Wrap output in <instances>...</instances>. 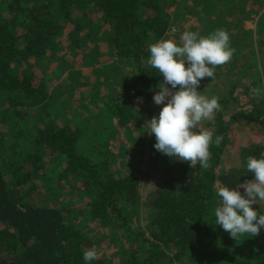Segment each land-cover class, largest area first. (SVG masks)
I'll use <instances>...</instances> for the list:
<instances>
[{
    "label": "trees",
    "instance_id": "16d2710c",
    "mask_svg": "<svg viewBox=\"0 0 264 264\" xmlns=\"http://www.w3.org/2000/svg\"><path fill=\"white\" fill-rule=\"evenodd\" d=\"M179 1L0 0V264H264L260 234L234 239L215 224L218 188L254 179L247 158L264 152L261 144L241 147L234 167H223L230 145L223 116L237 82L202 127L213 140L223 136L219 147L209 146L210 168H190L153 147L147 121L158 116L153 95L163 76L147 65L149 45L169 37L170 9ZM62 38L82 50V64L50 95L40 76ZM102 57L111 62L97 68ZM263 107L257 100L233 123L264 132ZM64 110L72 118L61 125ZM115 122L124 134H139L140 150L162 177L145 201L138 170L119 167L123 153L111 146ZM99 228L122 243L117 262L105 253ZM92 248L98 256L85 262Z\"/></svg>",
    "mask_w": 264,
    "mask_h": 264
},
{
    "label": "rangeland",
    "instance_id": "374dc122",
    "mask_svg": "<svg viewBox=\"0 0 264 264\" xmlns=\"http://www.w3.org/2000/svg\"><path fill=\"white\" fill-rule=\"evenodd\" d=\"M204 12H209L206 21L204 20L206 16H203ZM170 14L172 28L166 40H172L178 46H182L180 37L186 31L206 37L218 29H224L229 33V36H233L230 38L229 46L235 52L231 60L225 65L217 66L214 69L215 78H205L197 89L201 95L209 99L214 96L218 97L219 100L224 97L229 99L231 98L228 96L231 91V82H237L235 99L231 101L229 111L225 112L223 116V122L229 127L230 137L228 158L223 167L225 166V170L230 171L237 162L239 148L264 145L263 131L248 129L247 127L240 130L236 122L233 123L237 112L247 110L250 105L257 102V98L252 92L253 88L261 89L262 94H264V0H180L178 3L175 2L170 9ZM199 18H202V22ZM222 23H225L228 27L226 29L225 27L221 28L220 24ZM207 24H214L215 27L211 29L209 25V28L205 29ZM81 53V49H73L68 39L62 38L60 40L53 53V65H51L46 75L40 76L48 87L50 95L54 94L59 78H63V75L69 71H76L80 68L82 64L80 63ZM253 57L255 58L252 59ZM99 62L98 67H96L102 68L103 65L109 64L111 60L102 57ZM118 64L121 65L117 62L116 65ZM120 68L123 71L126 68V74H130V69L124 63ZM117 75H120L119 70L114 76H109V80L116 79ZM120 78L123 79V76H120ZM72 79L75 81L77 77ZM111 83L113 87L116 86L115 82ZM86 100L83 98L82 103L84 106L89 107V104L85 102ZM263 101L264 96L258 100L259 103ZM79 103L77 102L76 105ZM161 107L162 105L154 104L152 108L158 115ZM65 113H69V110L66 112L64 110L60 120L61 125L68 123V120L72 118L71 115L66 116ZM205 122L207 120L201 122V130H203L202 127ZM114 124L115 126L112 128L114 138H111V146L115 152L123 153L119 158V167H135L138 170L137 175L141 179L142 201H145L151 192L162 188V177L148 164L149 159L146 157V153L140 150L139 134L135 131L124 134V132H121L118 123L115 122ZM240 191L243 194V190ZM218 202L220 206L222 198L218 197ZM254 208L260 214H264V201L258 200ZM138 221L142 229L148 231L149 225L143 210L140 212ZM112 231L108 228L97 230L99 235L104 234L106 237L103 242L105 253L112 255L114 261L117 262L119 259L118 251L122 243L118 241L117 235L112 237ZM259 234L260 239L264 241V228L260 230Z\"/></svg>",
    "mask_w": 264,
    "mask_h": 264
},
{
    "label": "clouds",
    "instance_id": "9594fccd",
    "mask_svg": "<svg viewBox=\"0 0 264 264\" xmlns=\"http://www.w3.org/2000/svg\"><path fill=\"white\" fill-rule=\"evenodd\" d=\"M180 41L182 46L172 40L149 45L147 65L157 69L163 81L153 95L154 104L162 105L161 110L147 121V127L155 135L153 147L158 152L188 162L190 168L199 164L207 170L211 167L209 146L219 147L223 136L216 135L213 140V132L201 130L200 126L202 121L213 120L222 106L218 97L209 99L197 89L205 78H215L214 69L227 64L235 50L229 46V33L224 29L206 37L186 31ZM252 92L257 100L264 96L259 88ZM137 102L142 103L143 99L138 97ZM247 171L254 179L231 189L222 186L217 191L222 203L214 210L215 224L234 239L245 233L257 236L264 228V214L254 208L258 200L264 201V152L259 159L247 158ZM97 256L94 248L83 252L85 262Z\"/></svg>",
    "mask_w": 264,
    "mask_h": 264
}]
</instances>
